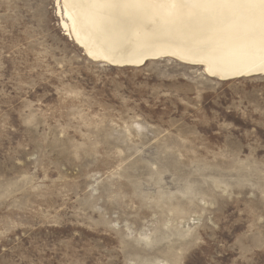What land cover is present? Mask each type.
I'll return each instance as SVG.
<instances>
[{
	"label": "rangeland",
	"instance_id": "rangeland-1",
	"mask_svg": "<svg viewBox=\"0 0 264 264\" xmlns=\"http://www.w3.org/2000/svg\"><path fill=\"white\" fill-rule=\"evenodd\" d=\"M56 0H0V264H264V75L85 55Z\"/></svg>",
	"mask_w": 264,
	"mask_h": 264
},
{
	"label": "bare ground",
	"instance_id": "bare-ground-1",
	"mask_svg": "<svg viewBox=\"0 0 264 264\" xmlns=\"http://www.w3.org/2000/svg\"><path fill=\"white\" fill-rule=\"evenodd\" d=\"M58 13L67 36L96 62L141 67L171 57L202 66L221 81L264 75V15L258 5L206 2L169 11L74 0Z\"/></svg>",
	"mask_w": 264,
	"mask_h": 264
},
{
	"label": "snow or ice",
	"instance_id": "snow-or-ice-1",
	"mask_svg": "<svg viewBox=\"0 0 264 264\" xmlns=\"http://www.w3.org/2000/svg\"><path fill=\"white\" fill-rule=\"evenodd\" d=\"M74 0H63L61 5V0H56V5L67 8L70 3ZM98 3L106 4H122V3H138V4H150L160 7L161 9H167L169 11L186 6L189 4H199L206 2H221V3H236L245 5H258L261 9L262 15H264V0H95Z\"/></svg>",
	"mask_w": 264,
	"mask_h": 264
},
{
	"label": "water",
	"instance_id": "water-1",
	"mask_svg": "<svg viewBox=\"0 0 264 264\" xmlns=\"http://www.w3.org/2000/svg\"><path fill=\"white\" fill-rule=\"evenodd\" d=\"M125 67H131V66H125Z\"/></svg>",
	"mask_w": 264,
	"mask_h": 264
}]
</instances>
